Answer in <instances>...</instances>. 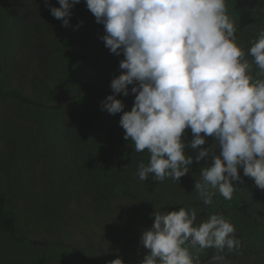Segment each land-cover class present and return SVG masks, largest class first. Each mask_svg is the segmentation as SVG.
<instances>
[{
	"label": "clouds",
	"instance_id": "obj_1",
	"mask_svg": "<svg viewBox=\"0 0 264 264\" xmlns=\"http://www.w3.org/2000/svg\"><path fill=\"white\" fill-rule=\"evenodd\" d=\"M59 7L45 0L50 14L68 27L71 9L80 0H58ZM101 37L115 55L123 53L122 71L111 80L112 94L101 103L109 114L121 113L124 139L131 138L134 151L147 150L149 162H141V181L179 182L191 170L193 159L202 167L194 190L205 205L215 191L231 200L233 181L243 175L264 190V29L247 54L238 45L236 27L227 14V0H85ZM82 23V22H81ZM79 27V24L76 25ZM253 59L250 62L246 56ZM253 65L259 69L256 76ZM135 94L130 110L117 94ZM193 138L182 140L186 129ZM203 133V135H201ZM206 137L214 143L204 145ZM186 146L196 151L185 153ZM219 149V154H217ZM215 190V191H214ZM154 223L140 240L148 249L140 264H199L189 246L215 248L217 264L224 250L239 247L235 227L222 214H210L197 223L193 209L180 207L155 212ZM109 264H124L117 257Z\"/></svg>",
	"mask_w": 264,
	"mask_h": 264
},
{
	"label": "trees",
	"instance_id": "obj_2",
	"mask_svg": "<svg viewBox=\"0 0 264 264\" xmlns=\"http://www.w3.org/2000/svg\"><path fill=\"white\" fill-rule=\"evenodd\" d=\"M48 3L59 7L58 0H48ZM232 5L236 7L230 18L237 29V43L247 54L258 39L260 30L264 29V0H233ZM1 8L8 22L0 36V79L7 72L14 86L4 88L0 83V99L18 106L52 112L55 123L50 125L47 132L51 148L56 156L70 164L68 175L64 178L60 176L58 180L65 183L42 192L43 200L49 201L54 197L56 205L61 202L65 204L73 192L67 186L71 179L80 180L86 175L84 181L87 184L79 192H73L74 199L78 201L79 196L84 195L89 208L93 210L102 204L109 206L117 195L138 201L144 230L154 223L152 214L155 212L189 208L195 210L197 220L203 222L209 218L211 206L216 204L214 213L222 214L234 225V235L240 241L238 248L224 250L222 264H264V192L256 195L252 191H245L242 167L238 168L241 179L234 181L235 204L226 206L219 192L214 190L212 203L205 205L194 190L196 174L192 171L181 177L179 182L171 178L165 180L166 184L158 185L152 183L154 179L141 181L137 175V158L134 154L123 153V144L117 135L109 132L93 116L90 103L101 106L102 101L112 94L111 80L125 70L119 68L123 53L115 55L105 46L101 39L105 34L104 26L96 22L85 0H80L71 9L68 27L62 26V21L50 14L45 0H0ZM77 24L79 27H76ZM57 38L61 40L58 47L54 46ZM246 58L250 62L253 59L250 55ZM61 60H72L82 66L81 74L68 82V90L51 101L31 95L28 90L31 86L35 90L47 84L61 86L68 81L64 67L59 66ZM258 72L253 65L252 74ZM131 87L129 85L128 96L117 94L125 109L134 103L135 94L131 93ZM86 98L89 102L85 104ZM108 132L115 141H108ZM87 173L91 177H87ZM167 192L169 196H166ZM31 193L33 199L39 194L35 189ZM50 193L53 194L51 198ZM156 197L165 198L160 201ZM33 204L34 214L42 218L41 212L45 208L37 204L36 199ZM0 232L6 233L14 242L38 246L40 251L34 264H46L51 242L19 233L18 213L10 205L4 191H0ZM61 244L70 247L75 257L84 264H102L73 244ZM130 248L145 249L140 237L125 235L120 247V258L124 264L128 263ZM216 253L215 248L201 249L197 246L193 259L198 260L199 264H217L213 259Z\"/></svg>",
	"mask_w": 264,
	"mask_h": 264
},
{
	"label": "rangeland",
	"instance_id": "obj_3",
	"mask_svg": "<svg viewBox=\"0 0 264 264\" xmlns=\"http://www.w3.org/2000/svg\"><path fill=\"white\" fill-rule=\"evenodd\" d=\"M232 2L233 0H228L227 14L230 17H233L236 10ZM7 22V16L1 8L0 36ZM60 43L61 40L58 38L54 40V46L58 47ZM59 66L64 67L68 78L65 84L61 86L47 84L39 86L35 90L31 86L28 88L29 93L44 101H51L61 93L66 92L69 86L67 85L68 82L81 74L82 66L72 60H61ZM256 70L259 69L256 68ZM0 83L4 88L14 86L8 78L7 72H4L1 76ZM87 101L89 102L88 98L84 100V103L86 104ZM131 107L124 109V111L130 110ZM89 109L109 132L117 135L119 141L123 144V153L127 155L134 154L138 164L149 162L147 150L136 152L131 138L124 139V129L119 124L122 112L115 115L109 114L106 110H102L101 106H95L92 103H90ZM52 123H55V115L52 112L34 107L18 106L10 101L0 99V191L6 193L10 199V205L18 213L19 233L51 242V246L47 251L46 264H84L75 257L70 247L61 243L73 244L99 263L109 264L117 257L120 258V247L125 235L132 234L138 237L142 235L144 230L143 218L140 215L139 203L130 198L117 195L109 206L102 204L97 210L89 208L84 195L81 194L78 201L74 199L73 195V192H79L82 187L84 188L83 185L87 184L84 181L86 175H83L80 180L74 178L71 179L70 183L66 182V184L69 183L67 185L69 190L73 192L71 198L67 199L65 204L61 202L60 205H56L52 193L49 194L50 198L52 197L51 200H43L42 192L58 187L62 183L61 180L58 181L59 177L64 178L68 175L67 169L70 165H67L58 155L56 156L51 148L48 133ZM109 132L108 141H115L113 136L109 135ZM192 138L191 129H186L182 140L186 145H189ZM213 143V137H206L205 144L198 146V149L208 147ZM198 149L194 151L190 146H186L185 153L195 157ZM217 154H219V149H217ZM211 162V157L204 158L199 163L193 159L190 171L196 174L195 180L201 178V168L209 166ZM190 171L188 174L192 173ZM87 177H91L90 173H87ZM242 177L245 191H252L256 195L264 192L255 185L253 178L244 176L243 173ZM148 179L152 180V177L149 176ZM165 180L163 182L153 180L152 183L155 185L166 184ZM34 189L39 193L36 194L34 199L37 200V204L45 208L41 212L42 218L33 212L35 203L33 204L34 199L31 192ZM169 194L167 192L166 196H169ZM164 198L156 197L160 201ZM221 198L226 206L232 207L235 204L236 193L234 191L231 200H225L222 195ZM32 205H34L33 210ZM53 207H57V209L52 210ZM216 209V204L211 206L210 214H214ZM197 223L200 222L197 220ZM39 251L38 246L30 243L14 242L10 240L6 233L0 232V264H34ZM148 251L146 248L142 250L128 249L129 260L127 264H140ZM189 251L194 258L197 247L192 248L189 246Z\"/></svg>",
	"mask_w": 264,
	"mask_h": 264
}]
</instances>
